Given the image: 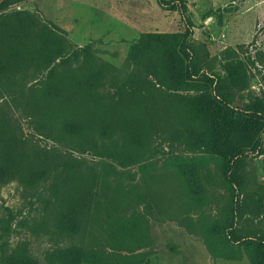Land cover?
<instances>
[{
	"label": "trees",
	"instance_id": "obj_1",
	"mask_svg": "<svg viewBox=\"0 0 264 264\" xmlns=\"http://www.w3.org/2000/svg\"><path fill=\"white\" fill-rule=\"evenodd\" d=\"M155 1L162 10H180L185 30L142 34L127 58L135 75L116 83L117 101L110 103L99 89L112 67L98 61L94 42L75 47L66 30L40 16L19 11L0 15V85L13 88L18 76L28 73L36 81L22 85L20 91L24 119L39 135L66 143L74 151L94 153L106 162L98 188L99 175L84 171L81 162L70 157L57 163L50 158L53 151L20 141L8 124L0 122V185L18 183L33 189L54 175L41 229L51 219L55 230L50 234L71 241L39 259L29 242L11 246L0 235V264H149V253H137L151 242L146 220L136 212L129 216L119 212L146 198L135 188L127 189L125 180L133 177L127 169L146 158L157 133L187 152L202 150L219 157L228 187L243 190L241 175L231 171L239 167L247 149L260 146L264 98L235 107L222 97L230 89L237 97L247 90L245 63L235 61L233 51L227 50L222 73L214 71L208 61L200 59L191 41L195 24L187 1ZM16 3L2 1L0 12ZM209 85L210 94L199 91V86ZM196 91L197 95L190 94ZM16 100L11 97L14 104ZM151 166H144L145 173ZM196 166L193 160L173 165L194 206L199 207L207 196ZM247 210L255 217L256 209L234 202L229 213L205 224L202 235L213 257L235 260L238 247L251 264H264V233L247 238L234 231ZM121 249L129 254H114Z\"/></svg>",
	"mask_w": 264,
	"mask_h": 264
},
{
	"label": "rangeland",
	"instance_id": "obj_2",
	"mask_svg": "<svg viewBox=\"0 0 264 264\" xmlns=\"http://www.w3.org/2000/svg\"><path fill=\"white\" fill-rule=\"evenodd\" d=\"M4 0H0V3ZM0 15L16 11L40 16L67 31L75 47L94 42L99 62L112 67L111 73L99 89L106 103L117 101L116 83L133 78L135 70L128 67L130 47L145 33H182L185 30L180 10H162L155 0H16ZM188 15L195 24L191 41L198 47L202 61H208L221 74L226 51L232 50L235 61L245 63L243 68L248 88L237 94L233 89L221 93L235 107L248 101L264 98V0H186ZM212 12V16L208 13ZM32 73L18 76L13 88L0 85V122L8 124L20 141L27 140L41 149L53 151L50 158L61 163L74 158L82 163L84 171H93L100 177L98 188L105 177L106 164L94 153H81L68 144L47 139L28 124L23 115L20 91L36 81ZM12 89L14 94L10 92ZM210 94L212 87L199 86V91ZM198 91V92H199ZM191 95H197L191 92ZM17 98L16 104L11 97ZM166 129L168 126L163 125ZM166 133V132H164ZM117 138V136L115 137ZM167 136L155 134L146 158L140 165L127 169L132 178H126L127 189H137L144 200L128 204L119 214L136 212L147 222L151 242L137 251L149 253V264H251L241 248H235V260L213 257L205 244L202 229L215 223L222 214L229 213L235 203L256 209L255 217L246 211L235 228L238 236L253 238L264 233V125L259 147L247 149L239 167L231 174H240L243 190L228 187L220 158L204 151L187 152L171 145ZM196 161L197 172L203 182L206 200L194 206L187 188L173 165L176 161ZM107 161V160H106ZM109 162V161H108ZM152 165L145 173L144 166ZM119 171H123L116 166ZM54 175L36 188L27 189L18 183L0 185V235L11 246L29 242L39 259L46 251L70 245L71 241L52 236L54 223L46 217L45 205L51 192ZM114 185L110 178V187ZM96 189L98 194L100 191ZM233 191L235 195H233ZM102 197V188H101ZM234 198V200H232ZM162 214L164 220L159 219ZM9 229L5 232V229ZM109 254V251H107ZM117 256L129 253L125 249Z\"/></svg>",
	"mask_w": 264,
	"mask_h": 264
}]
</instances>
